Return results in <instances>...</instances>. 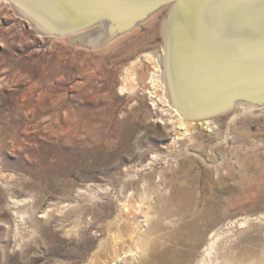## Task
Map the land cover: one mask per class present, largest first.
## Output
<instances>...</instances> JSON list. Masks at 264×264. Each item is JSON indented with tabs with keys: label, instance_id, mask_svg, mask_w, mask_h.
<instances>
[{
	"label": "rangeland",
	"instance_id": "1",
	"mask_svg": "<svg viewBox=\"0 0 264 264\" xmlns=\"http://www.w3.org/2000/svg\"><path fill=\"white\" fill-rule=\"evenodd\" d=\"M147 28L143 25L140 29L144 32ZM120 33V44L111 50L83 47L67 40L39 35L9 7L0 6V159L3 162L0 170L8 175L9 180L19 181L14 191L0 193V202H8L16 192L21 199L25 198L32 204L41 202L42 212L38 214L40 224L37 231L33 232L29 222L26 225L28 231L23 232L25 242L20 246L13 212L7 209L4 215L0 211V264H90L92 260L101 264L111 259L113 235L119 229L128 231L135 221L143 222L144 226L146 223L145 215L141 213L135 218L132 215L123 217L124 212L117 201L120 191L124 187L123 196L130 190H135L137 195L143 181L147 177L154 181V174L158 172L164 175L168 193L160 189L156 196L159 201L166 197L167 203L151 219L153 222L148 234L151 237L147 235L149 251L140 255L135 263L130 260L132 253H125L120 257L121 264H199L204 258L205 248L214 241L215 230L220 227L228 230L231 225L227 223L237 219L247 220V225L230 228L238 237L226 249H219L222 260L226 262L234 255L239 261L254 256L264 264V220L257 219L264 216V203L257 207L252 203L264 192L258 185L259 167L264 162V135L253 136L251 141L248 139V145L241 141L245 131L255 132L261 128L255 123L248 127L246 123L257 121L264 114L259 113L255 117L240 115L229 128L221 126V119L216 120V132L207 138L198 154L192 155L197 166L190 172L182 166L186 156L159 158L153 168L148 169L153 161L148 144L166 151L171 132L164 125H158L159 119L148 118L149 129H142L149 131L148 136L153 142L144 140L145 147L131 153L129 149L134 138L124 140V136H120V130L126 126L122 124L124 112L137 102L132 100L133 95L120 89L124 65L130 61L124 58L120 62L114 57L133 36L132 33ZM159 42L158 35L149 47L156 48ZM143 68L140 71L148 69ZM34 83L40 86L39 90L29 93ZM40 93H49L48 103L55 102L53 106L56 109L52 113H57L58 109L62 117L64 112L72 110L69 112L71 121L66 123L63 120L60 124L65 131H60L61 138L38 127L37 122L28 124L25 121V105L36 103ZM137 93L140 99H146L150 108V99L142 91ZM140 106L139 102L137 107ZM144 112L149 115L147 110ZM45 124L48 123L45 121ZM54 152L60 156L54 158ZM46 161L66 164L70 172L63 176L52 173L42 176ZM40 184H48L49 189L39 188ZM4 186L0 181V188L5 189ZM235 186L242 189L234 193ZM66 190L71 195L85 192L86 209L82 214L78 215L73 209L60 215L57 213V217L67 218L61 222L57 218L41 217L46 209L66 199ZM206 212L212 213V218ZM45 229L50 232H45ZM252 237L254 239H250ZM125 240L129 244L128 238ZM127 243L123 246L127 247Z\"/></svg>",
	"mask_w": 264,
	"mask_h": 264
},
{
	"label": "bare ground",
	"instance_id": "2",
	"mask_svg": "<svg viewBox=\"0 0 264 264\" xmlns=\"http://www.w3.org/2000/svg\"><path fill=\"white\" fill-rule=\"evenodd\" d=\"M205 1L210 4L211 8H215L216 4L220 6H225V4L233 5V16L229 22L230 24H227V21H219L217 24L220 28L215 30L216 24L213 20L211 22L208 16L204 15L201 18L175 0L147 14L134 25H131L132 20L129 19L128 10L124 11L123 14L122 11L117 9L119 0H0V6L9 7L19 19L27 21L28 25L39 35L67 40L83 47L101 51L111 50L114 46H118L120 44L118 40L122 36L120 32H123L124 35L132 33L133 36L130 39L131 41L134 40L130 41L121 53L114 57L118 58L119 61L124 58L130 61L124 65L120 89L129 95H133L132 100H137L136 104H132L131 108L124 112L125 118L122 124L126 126L125 129H119V134L121 137L124 136V140L130 137L134 138L133 146H128L130 147V153L132 151L135 152L138 148L143 149L145 147L144 140H149L150 143L153 142L148 136L149 131L144 132L143 130L145 127L148 128V118L159 119L158 125H164L171 132L169 134L171 135V141L167 145L166 151L161 150L158 146L155 147L156 145L148 144L147 147L152 150L153 161L147 168H153L154 162L159 158L166 160L167 156H177V158L186 156L187 158L183 160L182 166L186 171L190 172L197 166L195 157L192 155L198 154L197 152L202 149L207 138L210 139L216 132V120L221 119V126L228 127L240 115L255 117L259 113L264 114V0ZM210 7L209 10H211ZM107 16L109 17L107 18ZM94 20L97 21L90 25ZM207 24L211 27L207 26ZM143 25H147L149 29L147 28L143 32L140 29ZM128 26L129 29H125ZM256 28L263 30L261 32L255 30ZM252 30H254L253 34L250 32ZM214 33H226V35L223 38L220 37L218 43L213 44L209 40H212L213 35H216ZM158 35L160 36L158 46L156 48L149 47L152 39H156ZM145 67L148 68L145 72L143 70L140 71L142 68L146 69ZM108 75H106L107 78ZM39 87V85L37 86L34 83L30 87L29 93L37 92ZM138 91H142V94L144 93L150 99V108L146 99H140ZM50 97L49 93H40L36 103H25L26 107L24 108L27 109H24L25 121L28 124L37 122L38 127L41 126L44 130H49L51 134L61 138L62 134H60V131L62 133L65 131L60 124L63 120L66 123L71 121L69 115L71 113L69 112L72 110L69 109V112H64L62 117L59 116L58 109L57 113H52V110L56 108L53 106L55 102L48 103ZM139 102L141 106L138 108ZM229 105L230 108H228ZM153 109L159 112L155 113ZM145 110L148 111L149 115L144 112ZM221 110L224 111L217 115L203 117L218 113ZM46 114L47 116H45ZM227 115L229 116L227 117ZM256 120L248 121L246 123L247 126L251 127L255 123L261 128L255 132L245 131V137H241L244 145H248L253 136L264 135V116ZM45 121L48 123L45 124L46 126L43 125ZM209 133L211 134L209 135ZM183 143L186 146H182ZM57 153H53L54 158L60 156ZM1 159L0 168L3 167ZM57 164L59 163L46 161V167L41 171L42 176L43 174L44 176H50L51 173L63 176L70 172L66 164ZM259 168L260 179L258 185L264 190V162L261 163ZM155 174L154 181L150 177L143 179L141 191L140 193L137 192V195L134 193L135 190H130V193L126 192L127 194L123 196L124 187L120 191L117 201L124 212L123 217L132 215L135 218L138 213H141V215H145L144 218L147 224L145 223L144 226L143 222L135 221L128 231L123 232L122 229H119L113 235V257L109 260H103L104 262L101 264H121L120 257L125 253H132L130 260L135 263L139 260L140 255L149 251L150 242L148 240L150 239H148V236L150 235L148 234L153 222L151 219L167 203L166 197H162L163 199L159 201L156 191L161 189L163 193H168V184L163 182L164 175L160 172L157 175ZM7 176L0 170V181L5 184V189L1 187L0 193L4 190L14 191L19 183L18 180H9ZM209 177H211L210 174ZM156 179L158 183H156ZM38 186L41 189H49L48 184H40ZM241 189V186H235L234 193ZM65 193L67 194L66 199L59 204H53L50 209H46L41 217L49 216V220L57 218L61 222L67 218H60L59 216L58 218L56 216L57 213H59L57 215H60L68 209H73L78 215L82 214L86 209L84 206L86 200L85 192L79 191L76 195H71L72 193L66 190ZM0 203L2 204L0 211L4 215L7 209L13 212L15 230L19 235L17 241L21 246L25 242L26 236L23 232L27 230L26 225L28 222L31 224L29 227H33V232L37 231L38 224H40L38 214L41 212V206H39L41 202L32 204V202L25 200V198L21 199L16 192H13L11 200L4 204ZM252 203L256 207L264 203V192L253 199ZM207 214L212 218V213ZM249 219L251 220V217ZM257 219L264 220V216H258ZM246 222L247 220L238 219L229 221L227 224L231 226L228 230L222 227L215 230L214 241L209 247L205 248L204 258L202 257L203 260L199 264H261V260L254 256L250 259L246 258L242 259L243 261H239L240 259L234 255V257H229L225 262L220 256L222 253L219 254L220 248L222 250L226 249L238 237L230 228L237 225L244 227L247 225ZM75 224L77 225V223ZM141 224L143 227H140ZM45 232H50V230L45 229ZM125 238H128L129 244ZM250 239H254V237ZM125 243L128 244V246L126 245L127 247L123 246ZM119 244L121 246L118 249ZM90 264L97 263L92 260Z\"/></svg>",
	"mask_w": 264,
	"mask_h": 264
},
{
	"label": "water",
	"instance_id": "3",
	"mask_svg": "<svg viewBox=\"0 0 264 264\" xmlns=\"http://www.w3.org/2000/svg\"><path fill=\"white\" fill-rule=\"evenodd\" d=\"M173 1L174 0H119V2L117 4V9L122 11V13L124 11L128 10L129 19L132 20L131 25H134V23L138 22L140 19L147 16V14H149V13L157 10L161 6H164L165 4H167L169 2H173ZM175 1L182 3L188 9H190L195 15H198L201 18L204 15H206V17L208 16L211 22H212V20L215 22V24H216L215 30H218L220 28V26H218L217 22L227 21L228 22L227 24H230L229 22L231 21V18L233 16V14H232L233 13V11H232L233 5L225 4V6H220V5L216 4L215 8H211L209 6L210 4H207L206 1L204 2V0H175ZM134 3H136V4H134ZM209 7L211 10H209ZM108 17L109 16H107V18ZM96 21L97 20H94L93 22L90 23V25L95 23ZM207 26L211 27L209 24H207ZM213 27H215V26H213ZM125 29L128 30L129 26ZM255 30H259L262 32L263 29H257L256 28ZM250 32L253 34L254 30H252ZM214 34H216V35H213V39L209 40L210 42H213V44L218 43L220 40V37L223 38L226 35V33H214ZM230 105L228 106V108H230ZM228 108H225V109H228ZM222 111H224V110H221L218 113L206 115L203 117H211L213 115H217L219 113H222ZM203 117H199V118H203ZM196 118L198 119V117H196Z\"/></svg>",
	"mask_w": 264,
	"mask_h": 264
}]
</instances>
